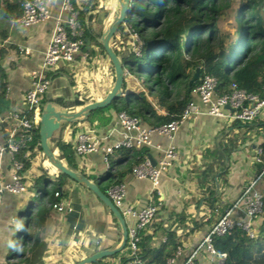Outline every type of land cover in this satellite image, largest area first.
I'll use <instances>...</instances> for the list:
<instances>
[{"label":"trees","instance_id":"obj_1","mask_svg":"<svg viewBox=\"0 0 264 264\" xmlns=\"http://www.w3.org/2000/svg\"><path fill=\"white\" fill-rule=\"evenodd\" d=\"M25 1L28 0H1L0 18H20L21 5ZM233 3L234 0H128L124 18L108 42L122 69L121 95L107 107L89 112L82 121L90 127H103L111 120L109 112L115 116L123 113L128 118H136L146 128L177 121L191 100V90L205 76L215 79L216 96L228 94L233 84L264 99V0H239L235 10ZM70 4L79 27L75 39L83 41L81 50L87 40L105 55L102 40L118 14L117 0H79L78 4L70 0ZM229 15H232V21L226 23L223 17ZM5 55L4 49H0V107L5 101L7 87V72L3 66ZM110 70L114 82L111 65ZM195 70L198 77L193 80ZM58 74L48 70L43 77L50 85ZM106 95L107 91L102 97ZM93 102L78 93L67 98L53 97L48 87L38 96L37 107L41 113L47 104L75 113ZM32 116L31 109L18 114L30 128L19 126L12 137V140L27 139L15 156L22 162L21 174L30 170L36 159L40 165L37 167L39 174L27 187L32 196L25 209L23 230L16 234L15 243L19 250L11 251L8 264L29 263L44 256L46 247L42 236L53 210L52 204L66 200L72 185L80 187L85 195L81 197L82 205H100L117 232L120 231L115 217L92 192L53 167H50L54 169L51 172L50 168L43 166L47 160L40 148L38 123H33ZM77 122L69 123L70 127ZM240 124L245 123L236 120L233 128ZM63 131L59 128L52 134L49 139L51 150L59 155L67 169L79 172L87 180H94L104 195L108 189L121 184L132 165L148 156L144 147L118 149L108 156L107 171L98 176H86L78 167L72 145L63 141ZM244 138V135L232 134V130L220 135L216 147L204 151L203 161L195 169L193 180L197 194L183 199L177 212L159 206L150 224L138 231L134 255L143 264H165L188 238L206 226L210 228L215 223L216 214L222 215L227 210L221 191L225 186L222 176L229 169L230 156ZM23 151L28 154L25 158H22ZM260 152L264 167V142ZM56 192L58 198L54 197ZM262 204L260 224L254 237L250 238L237 227L222 237H212L214 251L225 255L224 264H264V195ZM161 238L164 239L162 243ZM109 259L116 260L115 264H127L132 256L125 245ZM94 264L108 263L104 258Z\"/></svg>","mask_w":264,"mask_h":264},{"label":"crops","instance_id":"obj_2","mask_svg":"<svg viewBox=\"0 0 264 264\" xmlns=\"http://www.w3.org/2000/svg\"><path fill=\"white\" fill-rule=\"evenodd\" d=\"M78 4L79 0H73ZM70 0H51L48 5L49 17L41 24L28 27L19 25L18 19L9 16L0 18V49H4L6 55L3 66L7 72V87L5 101L0 107V141L6 143L19 129L18 122L10 115V112L21 113L26 110L24 95L31 87L30 73L41 70L42 53L51 32L57 23L65 24L67 12L65 3ZM118 2V0H117ZM239 0H234L237 8ZM119 5V2H118ZM1 6V0H0ZM232 16V15H231ZM227 18L223 17L225 21ZM232 21V18H231ZM226 22V21H225ZM80 54L74 57L73 62L59 64L53 73H59L51 81L49 92L53 97H70L73 93L82 94L94 102L100 101L103 93L110 91L113 86L112 72L108 57L96 47L90 45L87 40ZM85 55V58H82ZM199 111H203L199 101L193 99ZM57 111H64L55 107ZM65 112V111H64ZM112 116L110 122L103 127H90L86 121L79 119L73 127L66 125L63 131V141L76 144L80 135H88L99 141L98 148L91 153L83 155L80 170L86 176H98L105 172L103 162V148L121 139L122 132L117 124L116 116ZM236 120L232 118V110L228 109L221 118L208 115H197L184 121L175 131L172 144L175 148L176 159L168 173L160 178L158 189L161 193V207L177 212L183 199L189 195H196L197 188L194 184L195 169L202 163L204 151H211L216 147L217 140L223 133L232 130L234 135H244L242 143L238 144L235 152L229 158V169L222 176L225 186L222 187L224 203L229 208L242 191L259 175L263 169L260 146L264 142V109L253 121L240 124L233 128ZM18 127V128H17ZM240 127V128H239ZM148 156L154 162L161 158V152L169 144L166 139L157 135H151ZM159 146L160 148H156ZM39 160H35L30 170L21 174L26 192L22 194H4L0 203V264H8V255L13 249L8 247L9 241H16V234L23 230L25 221V209L31 193L27 191L30 180L37 176ZM1 170L4 181L10 179L12 173L11 163L7 155L1 160ZM53 172V171H51ZM95 184L94 180H89ZM121 184L124 188V204L134 210H140L150 205L154 198V192L148 181L136 180L126 174ZM255 190L264 195V176L255 184ZM81 188L77 185L70 187L68 198L62 203L67 205L65 212L52 210L50 218L45 223L42 242L46 247L44 256L39 260H32L24 264H76L95 253L109 248L113 241L120 237L121 230L117 232L108 214L100 205H82ZM225 208V206H224ZM226 208V209H228ZM220 216L216 214L215 220ZM127 232L132 228L135 220L132 217H124ZM22 225L17 229L16 224ZM260 219L255 221L256 228ZM209 227H204L194 233L182 245L181 263L190 251L206 235ZM204 254L198 258L202 262ZM114 259L105 258L108 264H115Z\"/></svg>","mask_w":264,"mask_h":264},{"label":"built area","instance_id":"obj_3","mask_svg":"<svg viewBox=\"0 0 264 264\" xmlns=\"http://www.w3.org/2000/svg\"><path fill=\"white\" fill-rule=\"evenodd\" d=\"M51 0H28L22 3V14L18 19L21 26L28 27L41 24L49 17L48 5ZM64 9L68 16L65 24L57 23L53 28L49 40L44 46L41 60V70L31 72V87L24 95L26 109L33 112V123H38L40 111L37 107V98L43 94L49 87V83L44 79V73L49 69L62 64L71 63L77 54L81 53L83 41L75 39L79 34V27L76 24V13L68 2L65 3ZM85 58V55H82ZM216 81L210 76L202 78L200 83L191 90V100L184 107L179 119L167 124L154 128H146L136 118H128L123 113L116 115L117 124L121 129L122 137L120 140L111 143L103 148L104 170L107 171V158L118 149H138L149 146L151 135L163 137L168 141V145L161 152L159 161L150 163L145 158L129 169V176L136 180L148 181L154 192V201L143 209L134 210L131 206L124 204L123 185L110 188L107 190L106 197L118 209L122 218L132 217L135 222L132 228L127 232L125 245L132 260L127 264H143V262L134 255L137 243L138 231L146 228L153 219L157 209L162 204L161 193L158 189L160 178L166 175L176 159L175 148L171 143L173 135L177 128L186 120L196 117L197 115H208L215 118L224 116L226 110H232V118L241 123L253 121L264 109V99L258 95H252L231 85L228 94L222 96L215 95ZM196 98L203 107L199 111L194 102ZM10 115L18 122V125L24 129H29L30 125L26 120L20 119L17 113L10 112ZM27 139L20 137L18 140H9L6 143L0 141V203L4 194H22L26 192V186L22 182L21 169L22 162L15 159L16 154L22 149ZM99 141L96 138H90L88 135H80L76 144L73 146L74 153L78 160V167L81 166L83 155L94 152L98 148ZM156 148H160L156 146ZM7 155L12 173L8 181H4L1 170V160ZM27 152L23 151L22 158L27 157ZM264 176V167L259 175L242 191L235 202L218 218L209 228L206 235L190 251L188 256L178 263L181 256V248L176 250L175 256L166 260L165 264H224L225 255L217 254L211 243L214 236L222 237L228 234L233 228H240L252 238L256 235L255 221L260 218L263 210V195L255 190V184L262 180ZM58 198V193H54ZM52 209L57 212H65L68 207L62 201L52 204ZM161 243L164 239H160ZM204 254L202 262L198 258Z\"/></svg>","mask_w":264,"mask_h":264},{"label":"water","instance_id":"obj_4","mask_svg":"<svg viewBox=\"0 0 264 264\" xmlns=\"http://www.w3.org/2000/svg\"><path fill=\"white\" fill-rule=\"evenodd\" d=\"M119 2V11L117 17L110 25L106 33L104 34L102 40V46L108 57V60L113 68L114 73V82L113 86L107 95L102 98L100 101L93 102L89 105L84 106L79 111L75 113H67L64 111H57L54 106L51 104H47L44 107L43 112H40L38 126H39V143L42 154L45 156L47 162L51 167L55 170L59 171L60 173L65 174L69 177L70 180L75 182L76 184L86 188L93 195L105 206L107 209L112 213V215L117 220L121 234L120 237L113 241V243L109 246L108 249L95 253L90 257L79 261L76 264H94L99 260H102L114 253L121 251L126 243L127 239V229L124 223V219L122 218L118 209L113 205V203L104 195L102 192L99 191L96 184L92 183L91 181L85 179L79 172H73L67 169L64 164L61 162L59 155L52 151L49 146V139L51 138L52 134L59 128H64L66 125L73 121H77L79 119H83L87 116V114L93 110L105 108L107 107L114 99L118 98L121 95V84H122V69L121 65L119 64L116 56L110 49L108 42L112 34L115 32L116 28L121 24L124 14L126 11V6L128 0H118ZM198 72L195 70L193 75V80L197 79ZM216 90V89H215ZM148 160L151 164L154 165V161L151 159L150 156H147Z\"/></svg>","mask_w":264,"mask_h":264},{"label":"rangeland","instance_id":"obj_5","mask_svg":"<svg viewBox=\"0 0 264 264\" xmlns=\"http://www.w3.org/2000/svg\"><path fill=\"white\" fill-rule=\"evenodd\" d=\"M237 1V0H236ZM235 5V3L233 4V7H235L234 6ZM234 9V8H233ZM116 17H117V15H115ZM115 17V18H116ZM231 15H229V17L225 20L226 21V23H230L231 22ZM115 18H114V20H115ZM43 166H45V167H47V168H50L51 166L49 165V163L47 162V161H44L43 163ZM40 164H39V162H38V166H39ZM37 165L35 166V167H38ZM51 169V168H50ZM50 171H53L54 172V169H51ZM30 215H32V213L30 214Z\"/></svg>","mask_w":264,"mask_h":264},{"label":"clouds","instance_id":"obj_6","mask_svg":"<svg viewBox=\"0 0 264 264\" xmlns=\"http://www.w3.org/2000/svg\"><path fill=\"white\" fill-rule=\"evenodd\" d=\"M16 228L17 229H20V228H22V225L19 224V223H17L16 224ZM8 247L11 248V249H13V250H15V251H18L19 250V248L17 247V244L14 241H9L8 242Z\"/></svg>","mask_w":264,"mask_h":264}]
</instances>
